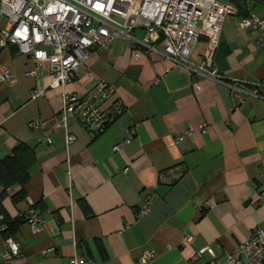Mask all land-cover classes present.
<instances>
[{
	"label": "crops",
	"instance_id": "crops-1",
	"mask_svg": "<svg viewBox=\"0 0 264 264\" xmlns=\"http://www.w3.org/2000/svg\"><path fill=\"white\" fill-rule=\"evenodd\" d=\"M220 3L235 15L223 20L214 53L219 82L174 63L160 47L136 52L118 38L93 52L64 89L83 109L94 105L109 118L98 133L82 126L79 115L69 118L75 136L69 145L49 65L26 76L32 58L15 45L0 47L13 75L0 83V158L19 144L36 157L25 199L12 202L16 185L1 204L11 220L30 207L41 219L38 232L19 224L11 238L22 256L6 263L0 236V264H70L74 254L87 264H138L148 250L155 253L150 264H207L264 229V100L242 93L264 82V52L238 26L252 13L264 16V4L246 0L241 12L229 0ZM204 48L203 39L195 45V64ZM96 79L112 87L105 98L94 90ZM34 91L44 94L32 100ZM131 128L135 134L114 151ZM185 132L190 135L177 142ZM146 200L149 212L137 218Z\"/></svg>",
	"mask_w": 264,
	"mask_h": 264
},
{
	"label": "built area",
	"instance_id": "built-area-1",
	"mask_svg": "<svg viewBox=\"0 0 264 264\" xmlns=\"http://www.w3.org/2000/svg\"><path fill=\"white\" fill-rule=\"evenodd\" d=\"M233 15V7L218 0H0V21H4V29L0 30V47L15 45L20 53L32 58L34 69L26 76H37L44 63L49 65V88L61 90L59 120L60 126L66 130L65 142L69 145L75 141V136L67 128L69 118L79 115L82 126L95 133L102 131L109 121L106 112L94 105L83 109L81 99L64 90L93 52L104 50L114 40L124 38L134 51L158 52L160 47V53L174 63L219 82L214 53L222 22ZM238 26L249 31L264 52V16L252 13L240 18ZM137 31L142 34L140 38L135 35ZM202 39L205 48L200 62L195 64L191 57L195 45ZM12 79L10 70L0 60V83ZM249 87L242 90L243 96L264 100L261 94L264 82L251 83ZM94 90L98 96L105 98L112 87L96 79ZM43 94V91H34L31 99L35 100ZM243 100V97L239 98V103ZM121 110L122 106L116 103L114 111L119 113ZM134 134V128L129 129L126 140L114 146L113 150L117 151ZM189 135L190 132H185L177 136L176 141L181 142ZM45 141L49 143V139ZM260 198L264 201V191ZM149 208L150 200H146L136 217L147 215ZM20 217L33 232L40 230L41 219L34 208L30 207ZM3 229L0 226V232ZM4 240L6 250L1 254L4 263L22 256L16 241L11 237ZM189 240L186 238L185 242ZM206 251L213 256L209 248ZM154 258V251L148 250L139 258L138 264H150ZM263 261L264 229H260L223 259L207 264H263ZM70 264L87 262L74 254Z\"/></svg>",
	"mask_w": 264,
	"mask_h": 264
},
{
	"label": "trees",
	"instance_id": "trees-1",
	"mask_svg": "<svg viewBox=\"0 0 264 264\" xmlns=\"http://www.w3.org/2000/svg\"><path fill=\"white\" fill-rule=\"evenodd\" d=\"M236 5L238 10L243 12L246 0H229ZM247 17V16H246ZM105 127V126H104ZM103 127V128H104ZM36 163L34 150L23 145H17L11 155L0 158V226L4 229L0 232L3 239L10 238L21 222H25L23 217L15 220L9 219L2 207L1 201L8 196L10 189L18 185L20 189L11 195V200L18 203L25 199L24 184L28 179L30 168Z\"/></svg>",
	"mask_w": 264,
	"mask_h": 264
},
{
	"label": "water",
	"instance_id": "water-1",
	"mask_svg": "<svg viewBox=\"0 0 264 264\" xmlns=\"http://www.w3.org/2000/svg\"><path fill=\"white\" fill-rule=\"evenodd\" d=\"M253 1L264 4V0H253Z\"/></svg>",
	"mask_w": 264,
	"mask_h": 264
},
{
	"label": "rangeland",
	"instance_id": "rangeland-1",
	"mask_svg": "<svg viewBox=\"0 0 264 264\" xmlns=\"http://www.w3.org/2000/svg\"><path fill=\"white\" fill-rule=\"evenodd\" d=\"M219 2H226V0H218ZM1 23H4L3 20H1Z\"/></svg>",
	"mask_w": 264,
	"mask_h": 264
}]
</instances>
